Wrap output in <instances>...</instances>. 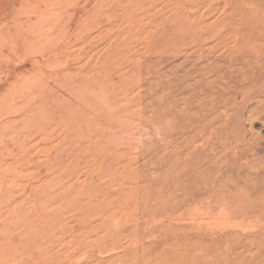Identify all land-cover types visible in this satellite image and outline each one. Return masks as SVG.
Here are the masks:
<instances>
[{
	"label": "rangeland",
	"instance_id": "374dc122",
	"mask_svg": "<svg viewBox=\"0 0 264 264\" xmlns=\"http://www.w3.org/2000/svg\"><path fill=\"white\" fill-rule=\"evenodd\" d=\"M0 264H264V0H0Z\"/></svg>",
	"mask_w": 264,
	"mask_h": 264
},
{
	"label": "bare ground",
	"instance_id": "6f19581e",
	"mask_svg": "<svg viewBox=\"0 0 264 264\" xmlns=\"http://www.w3.org/2000/svg\"><path fill=\"white\" fill-rule=\"evenodd\" d=\"M259 100V99H258Z\"/></svg>",
	"mask_w": 264,
	"mask_h": 264
}]
</instances>
